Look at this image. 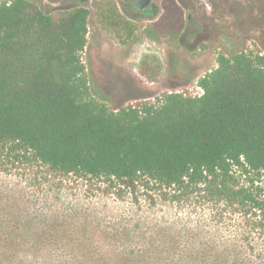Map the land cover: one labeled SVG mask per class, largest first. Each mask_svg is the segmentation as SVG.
Wrapping results in <instances>:
<instances>
[{
	"label": "trees",
	"instance_id": "trees-1",
	"mask_svg": "<svg viewBox=\"0 0 264 264\" xmlns=\"http://www.w3.org/2000/svg\"><path fill=\"white\" fill-rule=\"evenodd\" d=\"M96 7L102 26L133 35L114 5ZM88 16L80 6L44 12L29 0H0V152L24 150L63 175L203 195L239 214L241 236L264 237V55L219 54L198 94L164 92L113 110L89 91ZM181 28L175 7L148 31L176 44ZM152 247L127 252L121 264H243L237 250L206 260L204 247Z\"/></svg>",
	"mask_w": 264,
	"mask_h": 264
},
{
	"label": "rangeland",
	"instance_id": "rangeland-1",
	"mask_svg": "<svg viewBox=\"0 0 264 264\" xmlns=\"http://www.w3.org/2000/svg\"><path fill=\"white\" fill-rule=\"evenodd\" d=\"M225 1L171 0L169 7L163 2L155 19H127L135 26L131 37L100 24L97 1L86 4L82 62L92 97L116 110L164 92L195 95L219 54L264 55V17L245 0H235L234 15L228 14ZM175 7L182 15L176 44L148 31L163 16L172 17ZM240 221L232 209L203 195L144 181L127 185L63 175L24 150L0 152V264H121L127 252L139 256L151 246H174L179 253L204 247L206 260L226 248L237 250L243 264H264L263 235L241 236ZM229 260L204 264L234 259Z\"/></svg>",
	"mask_w": 264,
	"mask_h": 264
},
{
	"label": "flooded vegetation",
	"instance_id": "flooded-vegetation-1",
	"mask_svg": "<svg viewBox=\"0 0 264 264\" xmlns=\"http://www.w3.org/2000/svg\"><path fill=\"white\" fill-rule=\"evenodd\" d=\"M29 1L34 2L44 12H52L55 10L66 9V8L68 9L77 6L85 8L86 4H89L93 1H97L101 5V7L110 3L115 6L119 14H121L123 17H125L128 20L155 19L161 15L160 12H161L162 3L164 2L165 7H169L171 3V0H151L150 3L144 7V9H138L130 0H87L83 3L78 2V0H29ZM245 1L249 3V9L252 8L255 10L256 7L257 10L259 11V16L264 17V0H245ZM235 4H236L235 0L225 1L224 7H227L228 14L231 13L234 15V12H230L231 11L230 6L234 11Z\"/></svg>",
	"mask_w": 264,
	"mask_h": 264
},
{
	"label": "water",
	"instance_id": "water-1",
	"mask_svg": "<svg viewBox=\"0 0 264 264\" xmlns=\"http://www.w3.org/2000/svg\"><path fill=\"white\" fill-rule=\"evenodd\" d=\"M87 0H78V2L83 3ZM138 9H144L151 0H130Z\"/></svg>",
	"mask_w": 264,
	"mask_h": 264
},
{
	"label": "built area",
	"instance_id": "built-area-1",
	"mask_svg": "<svg viewBox=\"0 0 264 264\" xmlns=\"http://www.w3.org/2000/svg\"><path fill=\"white\" fill-rule=\"evenodd\" d=\"M203 77V76H202ZM198 89H199V91H200V88L199 87H197Z\"/></svg>",
	"mask_w": 264,
	"mask_h": 264
}]
</instances>
